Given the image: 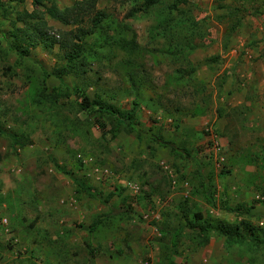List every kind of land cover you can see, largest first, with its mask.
<instances>
[{
	"label": "rangeland",
	"instance_id": "1",
	"mask_svg": "<svg viewBox=\"0 0 264 264\" xmlns=\"http://www.w3.org/2000/svg\"><path fill=\"white\" fill-rule=\"evenodd\" d=\"M38 1L0 0V264H264V0Z\"/></svg>",
	"mask_w": 264,
	"mask_h": 264
},
{
	"label": "trees",
	"instance_id": "2",
	"mask_svg": "<svg viewBox=\"0 0 264 264\" xmlns=\"http://www.w3.org/2000/svg\"><path fill=\"white\" fill-rule=\"evenodd\" d=\"M35 3H38V0H34ZM100 1V0H82L81 2L77 3L75 7L73 8H67L64 10H60L58 9L54 4H52L47 10V14L49 15L50 18H52L53 20H57L59 22L62 23H70V22H80V18L83 16L84 12L88 9V11H90V9H94L95 4ZM122 1H126V0H122ZM178 3L180 4H186L188 2V0H176ZM149 5H153L156 4L158 2V0H148L147 1ZM104 19V15H102L99 12H96V14L91 18V23L93 28L98 27L102 21ZM109 25H113V22H111ZM227 41V40H226ZM76 57L79 56V53H77L75 55ZM72 57V56H71ZM68 68H64V69H60L58 71L52 72L51 74H44L45 77H54L56 79H60L62 76L64 75V73ZM88 100L87 98H84V103L87 104ZM135 104H133L132 109L126 114V119L129 121L128 124L126 125L128 128V131L132 132L135 131L136 127L135 124L132 122V118L134 116V111H135ZM116 126H121L124 125V123L122 122V120L117 119L115 122ZM136 138L138 140L143 139L144 137H147L151 142H153L154 144L161 146V147H165V148H170L171 150H176L174 144L172 142L169 141H165L163 140L161 137H158L156 135L153 134H147V135H143L141 133L136 132ZM183 154H185V156H189V153L187 152L186 149L181 148L179 149ZM81 191L88 193L89 195L92 196L93 190L87 186L81 185L80 186ZM95 198H97V196H95ZM116 214V210L114 208H109V212L108 214H105L99 218H97V220L95 222H93L92 227L90 228V231H95V229H97L99 226L103 225L106 220L114 217ZM179 236V235H176ZM194 238V237H193ZM257 241V240H255ZM258 242V241H257ZM264 243V242H261Z\"/></svg>",
	"mask_w": 264,
	"mask_h": 264
},
{
	"label": "crops",
	"instance_id": "3",
	"mask_svg": "<svg viewBox=\"0 0 264 264\" xmlns=\"http://www.w3.org/2000/svg\"><path fill=\"white\" fill-rule=\"evenodd\" d=\"M196 235V234H195ZM190 239V238H189ZM189 239L186 237V238H183V241L188 244L189 243ZM191 264V263H190Z\"/></svg>",
	"mask_w": 264,
	"mask_h": 264
},
{
	"label": "built area",
	"instance_id": "4",
	"mask_svg": "<svg viewBox=\"0 0 264 264\" xmlns=\"http://www.w3.org/2000/svg\"><path fill=\"white\" fill-rule=\"evenodd\" d=\"M139 264H147V263H143V262H142V263H139Z\"/></svg>",
	"mask_w": 264,
	"mask_h": 264
}]
</instances>
